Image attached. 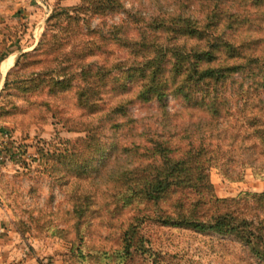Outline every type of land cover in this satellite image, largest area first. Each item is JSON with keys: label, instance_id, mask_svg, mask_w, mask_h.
Returning a JSON list of instances; mask_svg holds the SVG:
<instances>
[{"label": "trees", "instance_id": "obj_1", "mask_svg": "<svg viewBox=\"0 0 264 264\" xmlns=\"http://www.w3.org/2000/svg\"><path fill=\"white\" fill-rule=\"evenodd\" d=\"M149 3L148 17L122 0L56 10L16 73L40 98L31 119L72 107L63 124L83 134L43 152L45 171L74 187L69 227L56 230L75 233L66 264H140L157 256L148 226L232 236L264 264V191L221 198L211 178L251 169L264 183V0ZM92 230L109 237L88 244Z\"/></svg>", "mask_w": 264, "mask_h": 264}, {"label": "rangeland", "instance_id": "obj_2", "mask_svg": "<svg viewBox=\"0 0 264 264\" xmlns=\"http://www.w3.org/2000/svg\"><path fill=\"white\" fill-rule=\"evenodd\" d=\"M85 1L8 0L7 6L4 2L0 8V237L7 236L0 239V251L3 249L1 254L10 258L9 264H66L72 248L67 240L75 236L74 230L67 229L70 236H57L56 230L69 227V197L74 187L70 181H59L60 173L45 171L49 161L43 159V152L63 151L66 141L83 135L68 130L62 121V116H72L76 111L69 107L57 117L34 106L45 120L31 119L33 102L40 98L26 95V83H17L16 73L28 64L27 54L34 52L45 32L53 30L49 19L56 10L84 5ZM122 2L126 10L144 17L156 5L149 0ZM125 17L121 10L106 21ZM103 20L94 18L93 27L102 25ZM10 51L14 53L11 61L7 56ZM9 73L11 84L6 85ZM176 105L171 101L172 108ZM132 114L136 118L147 116L139 106L132 108ZM211 178L221 198L264 191V183L251 169L243 181H230L216 168ZM99 233L89 231L87 243L101 246L109 236L107 231ZM145 234L150 236L157 256L138 258L135 262L140 264H261L232 236L158 226H148ZM112 243L107 242L109 246Z\"/></svg>", "mask_w": 264, "mask_h": 264}, {"label": "crops", "instance_id": "obj_3", "mask_svg": "<svg viewBox=\"0 0 264 264\" xmlns=\"http://www.w3.org/2000/svg\"><path fill=\"white\" fill-rule=\"evenodd\" d=\"M18 1V0H17ZM6 3L5 6H7L8 0H0V8L2 6L3 3ZM18 3V2H17ZM12 57H9V61H11ZM7 236H1L0 239L4 240ZM0 240V241H1ZM1 253H3V249H1L0 251V264H9L10 262V258H5V255H2ZM8 262V263H7ZM24 264V263H22Z\"/></svg>", "mask_w": 264, "mask_h": 264}, {"label": "built area", "instance_id": "obj_4", "mask_svg": "<svg viewBox=\"0 0 264 264\" xmlns=\"http://www.w3.org/2000/svg\"><path fill=\"white\" fill-rule=\"evenodd\" d=\"M1 129V128H0Z\"/></svg>", "mask_w": 264, "mask_h": 264}]
</instances>
